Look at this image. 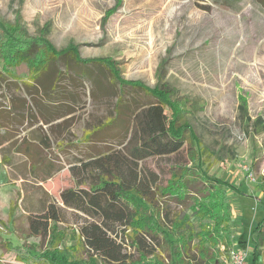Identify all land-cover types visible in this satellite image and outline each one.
I'll use <instances>...</instances> for the list:
<instances>
[{"label":"rangeland","instance_id":"obj_1","mask_svg":"<svg viewBox=\"0 0 264 264\" xmlns=\"http://www.w3.org/2000/svg\"><path fill=\"white\" fill-rule=\"evenodd\" d=\"M7 28L29 38H45L58 51L75 47L80 59L91 63L52 64L54 73L64 74L57 90L66 96L54 107L67 115L45 124L38 114L37 119L31 116L36 109L27 105L29 67H10L9 74L0 59V103L3 112L20 115L13 125L16 139L47 135L50 156L61 168L45 182L22 180L18 171L2 164L0 154V264L42 263L46 259L33 254L55 250L49 240L27 237L25 210L40 199L61 206V193L67 189L91 190L90 175L98 171L88 172L84 165L125 151L133 127L131 120L114 122L118 103L122 101V111L126 106L134 111L154 101L131 83L145 90L160 85L179 108L177 124L190 126L179 153L139 163L150 191L139 201L147 217L172 240L174 225L185 216L190 217L188 232L200 231L190 199L164 197L160 188H167L173 170L199 177L202 163L210 176L230 184L234 240L206 250L194 239L190 256H197L195 264H229L232 251L249 249L246 264H264V242L261 254H254V231L264 221V191L259 188L264 182V0H0V35ZM247 64L253 78L245 74ZM38 96L46 101L43 91ZM166 113L172 117L168 108ZM96 128L99 134L84 141ZM190 185L200 188L202 183L196 179ZM66 218L57 232L56 250L73 264H102L78 240L79 219L71 210ZM123 229L118 242L135 260L141 259L132 245L133 233ZM7 240L12 242L8 247ZM148 260L169 264L171 255L159 248Z\"/></svg>","mask_w":264,"mask_h":264},{"label":"trees","instance_id":"obj_2","mask_svg":"<svg viewBox=\"0 0 264 264\" xmlns=\"http://www.w3.org/2000/svg\"><path fill=\"white\" fill-rule=\"evenodd\" d=\"M76 52L75 47L58 51L45 38H29L11 28L3 30V34L0 35V59L4 65L3 68L10 74V67H17L22 63L29 67V79L25 82V86L31 102L27 105L36 109L35 114H31L35 119L38 114L40 120L45 124H50L67 115L54 107H58L63 98H66L57 90L64 74H56L50 68L59 60L68 62V67L72 60L83 66L91 63L81 60ZM245 56L247 58L252 56V47L245 52ZM94 65L97 66L96 63ZM250 72L247 64L245 74L248 75ZM65 76L70 77L68 72H65ZM248 76L249 78L254 77L253 74ZM131 87L145 91L147 95L154 98V101L134 111L127 106L122 111L120 108L122 101L118 103L114 122L127 124L128 120H131L133 127L132 138L125 146V151L120 155L113 153L93 159L84 165L88 172L93 169L98 171V174L90 175L94 179L91 190L67 189L63 191L61 193L63 205L61 206L49 200L40 199L32 208H26L27 237L38 238L42 243L49 240L51 248L55 247V250L49 249L52 255L46 252L43 256L33 254V257L46 259L49 264H73L56 250L60 241V236L57 235L58 229L61 224L67 222L66 213L70 210L79 219L76 222L78 228L75 232L78 240L88 249L91 257L100 260L102 264H168L161 260L153 262L148 260L150 257L157 256L159 248L169 251L171 255L169 264H184L186 259V263L195 264L197 256L189 254V245L192 240H198L201 249L206 250H208V245L217 247L222 240L226 243L234 240L228 195L230 184L221 178L210 176L202 163L200 167L202 173L199 177L189 174L191 178L184 171L181 173L173 170L167 188H160L164 197H177L176 199L180 202L190 199L189 207L199 220L200 231L191 234L192 229H190L191 233H189L190 217L185 216L174 225L175 240H172L170 235L165 234L156 222V226L153 225L152 218L147 217L139 201L142 202V198L149 197L150 191L146 182L148 178L145 172L142 174L139 163L150 157L179 153L186 141L185 131L190 129V126L186 128L177 124L181 117L178 114L179 108L177 109L172 101L170 93L162 89L160 85L154 90H145L132 83ZM41 91L46 101L38 96ZM167 108L172 113V117L166 113ZM4 112L0 103L2 164L18 171L19 176L17 177L22 180L31 177L37 182H45L52 178L61 168L50 156L52 144L49 137L43 135L22 140L16 139L13 125L20 115L11 116L7 113L5 118L2 116ZM122 114L126 115L125 118L120 116ZM114 122L112 120L110 123ZM99 130L89 133L84 141H91L90 138L99 134ZM196 179L202 183L200 188L190 185ZM259 188L264 191V182L259 184ZM203 217L207 218L204 223L202 222ZM167 218L169 219V216ZM169 223L173 225L175 222L169 219ZM122 227L124 228L123 233L127 230L133 233L132 245L141 255V259L135 260L134 256L126 252L124 243L118 242L116 237ZM254 234L257 237L254 242V254L257 257V254H261L259 246L264 242V221L258 224ZM9 243L12 242L8 240L7 243L4 242L6 247ZM46 260L32 264H48Z\"/></svg>","mask_w":264,"mask_h":264},{"label":"built area","instance_id":"obj_3","mask_svg":"<svg viewBox=\"0 0 264 264\" xmlns=\"http://www.w3.org/2000/svg\"><path fill=\"white\" fill-rule=\"evenodd\" d=\"M249 256V249L247 250H234L231 252L229 264H246Z\"/></svg>","mask_w":264,"mask_h":264}]
</instances>
